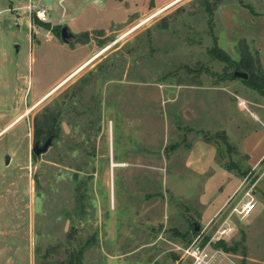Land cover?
Wrapping results in <instances>:
<instances>
[{"label":"rangeland","instance_id":"1","mask_svg":"<svg viewBox=\"0 0 264 264\" xmlns=\"http://www.w3.org/2000/svg\"><path fill=\"white\" fill-rule=\"evenodd\" d=\"M209 3L208 10L206 0H0V264H192L191 247L207 246L248 190L263 211L250 244L264 256L258 249L264 242V158L252 172L236 174L243 187L208 221L201 196L205 189L212 199L223 195L216 177L206 185L211 170L198 174L172 164L184 162L190 143L206 131H225L238 151H226L224 159L240 160L248 136L264 129V96L229 75L233 69L210 52L217 40L232 55L226 45L235 41L233 30L249 28L254 36L238 39L236 58L245 40L264 68V0ZM220 3L234 10L239 4L252 18ZM29 4L49 9V27L33 22ZM228 17L229 35L223 33ZM60 24L82 40L63 41L53 28ZM168 83L198 85V92L184 87L180 103L198 104L202 116L196 124L182 121L193 110L175 107L167 91L161 98L170 125L164 144L157 86ZM138 95L151 105L145 128H119L127 111L120 98L135 112L142 104ZM50 132L56 134L52 145L36 155L35 138L43 141ZM122 157L147 166L121 168ZM158 163L162 168L151 166ZM232 219L235 232L207 247L211 263L222 243L239 244L240 254L247 249L248 229Z\"/></svg>","mask_w":264,"mask_h":264},{"label":"crops","instance_id":"2","mask_svg":"<svg viewBox=\"0 0 264 264\" xmlns=\"http://www.w3.org/2000/svg\"><path fill=\"white\" fill-rule=\"evenodd\" d=\"M232 4H236V3H232ZM221 8L227 7L231 10V12L234 13V15L236 14H245L248 17V20L250 18H252V14L250 12V10L240 6L239 4H236L234 6L235 10L232 7H229L226 4H221L220 3ZM155 6H152V8ZM151 17L154 16H150L148 19H144L146 22L147 20H149ZM231 17H228V19H225V32L223 30V33H228L227 31V27L229 28L231 26ZM143 22V23H144ZM88 31V30H86ZM238 32L236 35L235 33ZM75 33V32H74ZM246 33V35H244ZM75 34H79V33H75ZM232 35H235L236 38H234V43L229 42L228 45H226V48L231 49V56H234V58L237 57L236 53L234 52V46L236 44V42L238 41V39L242 36H254V33H252V31L247 28V31L244 28H237L235 30H233ZM229 52V51H228ZM89 53V52H88ZM86 53L84 55L83 58H85V56H87ZM261 56L262 58H264V55L261 51ZM82 58V60H83ZM238 59V58H236ZM82 60L78 63L80 65H77V67L75 69H77L79 66H81L83 63ZM264 61V60H263ZM74 69V70H75ZM82 69V68H81ZM80 68L78 70H81ZM70 72V71H69ZM70 73H68L66 76L62 77L60 79V82L65 79ZM170 84V83H168ZM167 84V85H168ZM165 85H158L157 86V90L159 92L160 97L158 98L157 101V114H158V124L161 123V131L162 133L160 135L166 137V139L164 140V144H166V142L168 141L167 138H169L168 135V130L170 129V125H168L166 122H164V118L162 115H164L163 111H162V104H161V98L164 100L166 99V92H169V97H167L169 100H171L172 102L174 101V105L175 107L178 108V106H185L184 110L186 109V107H190V105H186V102L184 104L181 105L180 100H183V96H185V92L181 93L183 91V88L185 87L187 88H192V87H197V92L198 90V85L197 86H193V85H189V84H180V83H174V84H170L167 86ZM195 90V91H196ZM187 95V94H186ZM137 101H139V99H142V104L140 106V108L138 110L140 111H135L130 109L131 104H129L130 100L128 98H126L125 96L120 98L121 101V105H123V107L127 110L124 117L119 118V128H122V123H124L126 126L125 128H136L137 130H142L144 129V125L143 123L145 122L144 120H146V116L145 113L147 111H149L148 109L150 108V103L146 102V100L144 99L143 96H136ZM117 99V98H115ZM184 99H186V97H184ZM165 101V100H164ZM185 100H183L184 102ZM163 103V101H162ZM189 104V103H187ZM197 106V108H191L192 111V115H188L186 116V118H182V116H180V119L177 120V127L181 126V118L182 121L186 122V123H192V124H196L198 123V121H196L195 118H199L202 116V111L200 110V106ZM154 108V107H152ZM165 108V107H164ZM123 109V108H122ZM182 111L178 110L177 112V116L179 114H181ZM142 114V115H140ZM195 119V122H193L192 120ZM122 121V122H121ZM133 122H135L136 124H134ZM142 123V124H141ZM141 124V125H140ZM197 126V125H196ZM200 128V125H198ZM118 127V125H117ZM194 127V126H193ZM119 131V129H118ZM120 132V136L124 137L123 135H125V133ZM258 133H262V134H258ZM161 137V136H160ZM264 139V129L259 130L258 132H254L252 135L248 136V138L245 141V146L243 151L246 152L249 155V160L248 162L252 165V166H256L263 158H264V142H262V140ZM125 144V143H124ZM166 146V145H165ZM163 149V148H162ZM159 150V147L158 149ZM154 152V151H153ZM206 152H212V156L206 160L205 155ZM145 153L144 148L142 150H137V155H141L143 156ZM159 153H162L163 156L165 155L163 151H159ZM216 153H217V148L216 145H212L211 142L205 140L203 137L197 138L194 141H192L190 143V147L187 151V156L185 158L184 162H176V163H172L174 164L175 168L177 169H185L186 171H191V172H195L198 174H207V172H211L212 173L210 176H207V184H210L209 182L210 179L216 177L215 179H217V184H216V189L218 188L220 190L221 193H223V195L221 197H217L212 199L208 193H207V189H205V193L202 194L201 196V202L204 205V212L202 213V218L206 221L211 220L214 216H216L225 206V204L227 203V201L236 193L239 192V189H241L243 187L242 184V180L233 172L229 171L228 169H226L224 166L219 165L216 162ZM125 163L121 162V168H145L147 165L145 163L144 160H135L132 161L131 159H127V157H122V159ZM166 162V161H165ZM120 163H117V165H119ZM152 167H155L157 169L162 168V164L158 163V164H152ZM212 168L214 169L212 172ZM216 175V176H215ZM213 185L215 184L214 181L211 182ZM215 189V190H216ZM254 194V193H253ZM254 198L256 201V206L254 208V210L252 211V213L245 217L244 219H240L238 221H242V223L245 224L246 228L248 229V235H247V239H245L244 243H246V247L244 246V252L243 254L238 253V250L235 252H225L224 250H220V249H216V253L213 256V260L211 264H264V256L260 253H256L254 252V250L251 247L250 244V236L251 233L253 231L254 228H257L256 224L258 222V220L261 218L262 216V208H261V203L259 198H257L254 194ZM237 219V218H236ZM235 219V224L237 223ZM260 223V220L258 222V224ZM261 242V241H260ZM262 244V245H261ZM239 249V248H238ZM258 249L260 251H264V242L263 243H259L258 244ZM262 255V256H261Z\"/></svg>","mask_w":264,"mask_h":264},{"label":"trees","instance_id":"3","mask_svg":"<svg viewBox=\"0 0 264 264\" xmlns=\"http://www.w3.org/2000/svg\"><path fill=\"white\" fill-rule=\"evenodd\" d=\"M210 7H212V4L209 3V0H206V8L209 10ZM211 13H213V11H211ZM33 16L34 17L32 18V20L34 23L44 25L46 27L50 26V23L47 22L48 20H43L39 18L36 13ZM61 27H62L61 24L59 26L53 25V28L57 30L58 35H61ZM216 39H218V37H216ZM237 46L238 49H240V54H241V57L239 59L232 57L227 50H225L223 47L219 45L217 40L215 45L210 48V52L218 59L226 61L228 63V65L233 69L229 74L232 77L234 78L239 77L233 75V72L236 69L247 71L249 73V76L247 78H242V77L240 78H242L249 86L258 90L264 96V68L261 65L260 59L257 57L255 58L252 55L251 51L247 47V43L245 40L241 41ZM51 133L53 132H50L49 134ZM202 136L205 140L211 141L216 145L217 147L216 158L218 162L221 163V165L224 166L226 169L233 171L235 174L239 176H244L251 171V164L248 162L249 155L246 152H242V155L244 156L243 158L246 159L247 165L246 163L243 162V160H241L243 158H241L240 160H236L234 158H230L228 160L224 159V157L226 156V151L229 152V155H232L233 150L238 151L237 146L229 142V140L227 139L225 131H221L215 134H211L210 132L206 131L203 132ZM195 227L196 226L194 225L193 229L195 232H197L195 230ZM219 242L221 243L223 242V240ZM221 247L222 250H224L225 252H235L238 250L239 244H236V246H229L226 245L225 243H222Z\"/></svg>","mask_w":264,"mask_h":264},{"label":"built area","instance_id":"4","mask_svg":"<svg viewBox=\"0 0 264 264\" xmlns=\"http://www.w3.org/2000/svg\"><path fill=\"white\" fill-rule=\"evenodd\" d=\"M30 13L33 11L37 14V16L43 20H48L47 12L48 8L46 6H38L34 7L33 5L29 4ZM256 206V201L254 198L253 192L248 190L244 194L239 201L235 202L231 208L227 217L219 224L215 233L207 242V246H200L195 245L191 247L189 250V254L193 258L192 264H210L211 263V255L208 251L207 247L212 242H218L221 240H225L228 236L232 235L235 232V222L233 221L232 217L237 216L240 219H244L245 217L249 216Z\"/></svg>","mask_w":264,"mask_h":264},{"label":"water","instance_id":"5","mask_svg":"<svg viewBox=\"0 0 264 264\" xmlns=\"http://www.w3.org/2000/svg\"><path fill=\"white\" fill-rule=\"evenodd\" d=\"M61 38L63 41L67 43H74L76 41L82 40V37L80 35L75 34L68 24H64L61 27ZM16 48L19 49V45L16 44ZM233 75L239 76L242 78H247L249 76V73L244 70L236 69L233 72ZM56 134L52 133L48 135L45 140L42 142L41 137L37 136L33 142V151L36 155H40L41 153L47 151L49 147L52 145L53 140L55 138ZM10 160V154L8 153L6 156V162L8 163ZM197 224V223H196ZM195 224V225H196ZM200 229V226H196L195 230L198 231Z\"/></svg>","mask_w":264,"mask_h":264},{"label":"flooded vegetation","instance_id":"6","mask_svg":"<svg viewBox=\"0 0 264 264\" xmlns=\"http://www.w3.org/2000/svg\"><path fill=\"white\" fill-rule=\"evenodd\" d=\"M51 134H52V133H51ZM49 135H50V134H49ZM44 140H45V139H44ZM44 140H43V141H44ZM41 141H42V139H41ZM43 141H42V142H43Z\"/></svg>","mask_w":264,"mask_h":264},{"label":"bare ground","instance_id":"7","mask_svg":"<svg viewBox=\"0 0 264 264\" xmlns=\"http://www.w3.org/2000/svg\"><path fill=\"white\" fill-rule=\"evenodd\" d=\"M85 66V65H84Z\"/></svg>","mask_w":264,"mask_h":264}]
</instances>
